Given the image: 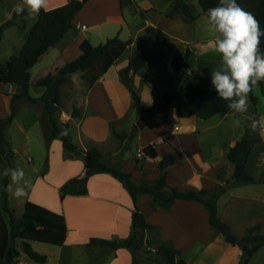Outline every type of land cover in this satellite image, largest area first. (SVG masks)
Here are the masks:
<instances>
[{
  "label": "crops",
  "instance_id": "crops-1",
  "mask_svg": "<svg viewBox=\"0 0 264 264\" xmlns=\"http://www.w3.org/2000/svg\"><path fill=\"white\" fill-rule=\"evenodd\" d=\"M69 1L50 0L48 10L64 6ZM185 1L192 7L195 15H198V19L194 22H185L181 14L173 17L167 16L176 6L177 0H131L125 6H122L120 0H89L75 17L73 28L65 38L56 47L50 48L32 68L30 88L31 97L40 98L45 89L39 87L37 83L49 74L56 75L66 63L81 56V44L86 39L94 46L103 44L114 37H119L123 41H132L129 48L91 89L86 87L82 71L68 76V81L61 86L60 123L69 124L68 132L80 149L87 151L94 147L98 148L103 153L107 164L116 165L123 171L131 173L133 181L137 184L156 181L161 175L158 163L165 156L176 154V165L166 170L167 182L170 187H176L182 191L193 187L212 189L220 183L218 174H221L225 180V176L217 170L219 164L226 158L224 145L235 146L243 136L245 129H242L240 134L230 141L223 139L216 144L213 143L210 145L209 153H205L189 147V144H193L195 134H199V131L191 126L197 117L179 118L176 109H170L151 117L145 127L142 130L139 129L132 137L134 127L137 126L142 116L138 115L133 106L132 95L122 83L120 71L128 66L130 60L138 52L158 51L161 55L160 62L148 63L144 68L132 74L131 83L142 94V104L147 109L154 105L155 96L164 90H170V94L175 92L172 89L173 84L170 77L175 73L172 66L175 56L167 57L165 53L177 42H181L183 50L186 52L190 50L193 56L199 53L208 55L212 52L207 49V43L212 38L192 36L193 39L181 40L178 32L179 26L198 30L204 28L207 21V13L203 11L199 0H195L199 6H195L190 2L191 0ZM37 17L27 16L14 26L23 30L25 42ZM83 26H86V29ZM5 36L6 32L4 39ZM77 78L85 86L83 87L86 90L85 95L71 99L70 105L63 104V92L65 94V91L62 92V88L64 90L65 85ZM32 87L37 89V95L31 94ZM22 91V87L17 84L0 82V118L5 119L10 115L13 96L20 95ZM143 96L147 97V103ZM16 107L17 114L14 122L6 130L9 143L8 153H13L12 158L16 157L20 151L24 156H29L31 141L39 142V146L44 144L49 151V158L47 153L43 152L44 155L39 159L40 163L37 162L39 165L47 161L49 168L47 173H42L43 169L35 170L36 177L32 179V184L28 188L29 194L22 202L24 211L26 203L33 202L63 215L67 226L63 242L52 238L50 230L31 226L20 231L19 244L27 242L37 252L46 255L48 260L45 264H133L134 257L128 249L111 251L99 246H89L93 239L123 241L131 235L136 208L126 186L112 174L100 173L90 177L86 195L65 194L63 186L69 180L85 176V157H68L59 139L51 140L48 149L43 120L45 107L42 102L31 103L26 99H18ZM74 108L80 113L77 117L73 116ZM220 115L223 118L233 117L237 120L232 114L223 113L213 118ZM173 122L186 124V131L183 133L178 125L174 129L165 127V124L171 126ZM244 125L249 126L250 124L246 122ZM147 126L150 131L154 132L155 138L139 146L138 152L147 145H156L158 157L152 160L159 171L155 178L147 176L146 164L151 158L145 155L140 165L136 159L137 155L134 156L133 166L127 168L130 163L129 151L132 144L143 138ZM13 127H16L23 139L18 149L10 146L8 133ZM114 129L127 136L123 139L116 137ZM256 137L257 143L247 167L252 174L261 176L264 171V157L262 159L260 157L262 154L258 153V136ZM162 146L167 147L164 152H161ZM8 155H4L2 160H6ZM28 162L35 163L31 157L28 158ZM184 163L191 164V167L189 169L180 168ZM229 164L230 176L233 177L234 166L230 162ZM253 164L258 165L256 171L252 170ZM206 169L209 170V179H207L211 183L199 184L197 180ZM174 175L177 178L174 177L175 180H171ZM25 179L28 180L29 177L25 175ZM258 185L262 187V194L258 196V200L264 204V182ZM240 188H243V185L232 188L219 199V217L232 229L238 220L245 233L248 228L256 225H260L264 230V215L240 221V207L236 202L243 198L238 193ZM11 198L12 194L9 192V203ZM152 198V195H142L138 200L139 210L151 225L159 228V239L180 249L182 259L188 264H206L210 257L214 259L211 264H240L241 249L228 243L222 234L214 233L209 224V213L201 203L177 200L169 211H155L150 207ZM19 249L21 256L14 264H38L30 259L21 248ZM262 252H264V247L252 257L250 264H255ZM143 262L147 264V254L143 255Z\"/></svg>",
  "mask_w": 264,
  "mask_h": 264
},
{
  "label": "trees",
  "instance_id": "trees-1",
  "mask_svg": "<svg viewBox=\"0 0 264 264\" xmlns=\"http://www.w3.org/2000/svg\"><path fill=\"white\" fill-rule=\"evenodd\" d=\"M89 0H70L66 5L39 13L37 21L31 27L26 42L19 53L12 55L7 61H0V82L17 84L22 87L20 95L13 96L10 115L0 118V160L8 153V140L6 130L14 122L17 114L16 101L26 99L31 103L42 102L50 128V136L47 137V147L50 148L51 140L62 141L64 149L70 158L85 157L86 173L84 177H75L63 186V192L68 195H86L88 193V181L91 176L100 173L112 174L120 180L131 194L135 213L133 217V228L131 235L123 241H108L93 239L89 246H99L111 251L128 249L136 259L147 254L157 264H188L182 259V251L172 244L164 243L159 239V228L151 225L144 214L138 208V200L142 195H152L150 207L155 211H169L177 200L195 201L201 203L209 213V224L215 234H222L226 241L238 246L241 251L240 264H250L252 257L264 247V234H256L260 226L256 225L247 229V233L238 237L234 234L231 226L221 220L218 212V201L232 188L242 185L261 184L264 182V171L261 176H256L248 170V163L257 143V137L244 125L245 132L235 146L227 148L226 157L234 166V174L230 182L225 181L218 174L220 183L212 189L189 188L179 190L170 187L167 182V169L176 165L177 155L169 154L159 163L160 177L152 183L137 184L133 181L132 174L123 171L116 165H109L104 160V155L98 148L87 151L80 149L73 141L68 132L69 124L60 123L61 114V86L68 81V76L82 71L84 83L91 89L115 64L122 54L129 48L132 41H123L119 37L108 39L105 43L94 46L88 39L81 44L82 54L77 59L66 63L56 75L49 74L41 79L37 85L45 89L44 94L33 99L30 95L31 70L39 59L46 54L50 48L56 47L73 28V21ZM122 6L131 0H120ZM237 3L246 11L252 12L264 29V0H237ZM203 11L219 5V0H199ZM177 14L183 15L185 22L190 23L198 19L192 7L185 0H177L176 6L167 14L173 17ZM28 16L27 9L12 16L0 25V43L4 39L5 32L18 24L19 18ZM261 51H264V38H261ZM191 51L188 50L184 57L173 60V67L181 71L183 85L170 94V90H164L154 98V105L145 108L142 104L140 93L131 83V75L144 68L148 63H159L161 55L158 51H140L130 60L128 66L120 71V79L132 95L133 106L139 116L151 114L155 117L170 109H176L179 118L189 119L197 117L208 120L218 114H232L233 111L227 107L228 102L220 99L211 84V74H190L189 58ZM259 87L264 91V82ZM252 107L249 108L253 118L258 119L260 113L257 109L258 97L252 92L250 94ZM79 111L74 108L73 116H79ZM66 130L67 135L62 136L61 131ZM139 128L134 127L132 137ZM116 137L123 139L126 134H120L114 129ZM144 155L156 159L158 151L155 144L147 145L143 149ZM48 167V166H47ZM9 183L5 178L3 185ZM4 214L0 216V264H14L21 256L18 239L20 231L26 227H39L50 230L52 238L63 242L67 232L65 217L61 214L28 201L21 218L16 217L15 210L9 203V192L0 191ZM23 252L38 264H45L48 260L46 255L37 252L29 243L21 244ZM143 252V253H142Z\"/></svg>",
  "mask_w": 264,
  "mask_h": 264
},
{
  "label": "rangeland",
  "instance_id": "rangeland-1",
  "mask_svg": "<svg viewBox=\"0 0 264 264\" xmlns=\"http://www.w3.org/2000/svg\"><path fill=\"white\" fill-rule=\"evenodd\" d=\"M195 6H199L198 3H195V0H191ZM21 4V0H0V25L7 21L12 14L14 13L15 7ZM9 14H11L9 16ZM25 18V17H24ZM21 20V18L18 19V21ZM203 27V26H202ZM206 27V25H205ZM200 28V29H193V28H183L179 26L178 32L179 35L182 39L189 40L193 39L192 36H195L197 38H212V34H210L206 28ZM24 38V33L23 30H20L18 27H12L6 31V36L5 39L2 40L0 43V61H7L12 55L17 54L25 42ZM183 51V52H182ZM166 56H175V59L178 57H184L186 54V51L183 50V45L181 42H177L172 48L168 50V52L165 53ZM189 63H190V74H195V73H202V74H207L210 75L212 70H219L221 69V56L218 53L215 52H210L208 55L204 54H197L195 56L191 55L189 58ZM173 66V64H172ZM174 68V67H173ZM175 73L172 74L171 77V82L173 84V91L179 89L183 85V79L181 76V71H177L174 68ZM80 80L77 78L75 81L69 82L67 85H65L64 90L62 88V92L65 91V94L63 92V104H69L71 102V99L73 98H78L82 94L85 95V87ZM171 89V91H172ZM254 94L258 97V104H257V109L260 113V116L264 115V91L258 86L253 89ZM31 94L32 95H37V89L35 87H32L31 89ZM65 95V96H64ZM142 98V94H140ZM145 99V102L147 103V97L143 96ZM252 107L251 101L249 108ZM46 114V113H45ZM44 114V128L47 137L50 136V128L48 126V121L47 117ZM232 115L236 117L242 123L243 125L239 124V126H236L234 124V118L233 117H227L223 118L222 115L215 117L211 120H203L200 118H196L193 120L191 126L195 128V130L199 131V134H195V137H193V144H189V147L194 148L195 150H202L205 153H209L210 150V145L216 144L219 140L225 139L226 141L232 140V138L238 136L242 129H244V124L247 122L250 124V119L249 117L253 118L250 110L244 114H239L233 112ZM146 125V124H145ZM178 125L181 127V131L184 133L186 131V124L182 123H172L170 125H166L165 127L172 128L174 129L175 126ZM145 127V126H144ZM146 134L143 136V138L138 142L136 141L134 144H132V147L129 151V166L127 168H130L133 166L132 163H134L133 157L136 156V159L138 161V164H141V160L143 159L138 157V148L145 142H149L150 140H154L155 135L154 132L150 131L149 127H146ZM9 141H10V146L12 148L15 147V149L19 148L21 146V143L23 142L22 135L16 130V127H13L9 130ZM255 135L258 136V153L262 156V159L264 157V138H262V135L259 133V131L255 132ZM39 142L33 143L31 141L30 145V155L29 156H24L22 152L16 156L13 157L11 155L7 156L6 160H0V172H2L6 168H23L25 175L29 177V182L32 184V179L36 177L35 170L40 169L42 170V173H47L49 164L46 161L40 163L39 159L42 157L44 154L43 152H46L47 157L49 158V151L46 149V146L43 144L42 146L38 145ZM42 144V142H41ZM140 144V145H138ZM130 146V144H127V146ZM167 149L166 146L161 147V152H164ZM227 153V148L224 147ZM141 150V149H140ZM31 157L35 163H29L28 158ZM38 162V163H37ZM48 166V167H47ZM146 167L148 169V174L147 176L149 178H155V176L158 173V168L155 162L150 159ZM191 167V164L189 165L188 163H184V165H181L180 168L182 169H189ZM258 168L257 164L252 165V170L256 171ZM218 172L222 173L223 176H225V180L230 182L232 180V177L230 176L231 168L230 164L228 162L227 157L224 158V160L219 164L218 166ZM208 169L204 170L203 175L197 180L199 184H209L211 183L208 177ZM177 178L176 175L172 176L171 180H175ZM6 177L0 176V185H3L4 180ZM208 178V179H207ZM31 186V185H30ZM239 196L243 197L242 199L236 200L237 204L239 205V212L241 213L240 221H245V219L250 218V217H256V216H261L264 215V204L258 200V196L260 197L262 194V187L259 186L258 184H252V185H243V188H240V191L238 192ZM25 197L17 199L12 195V198L10 199V206L15 210L16 216L18 218H21V214L24 212V205H23V200ZM2 199L0 196V216H3L4 211H3V206H2ZM221 208V207H220ZM222 212H223V207H222ZM223 215V213H222ZM238 219V218H237ZM237 223L233 227V232L235 235L238 237L244 236L243 234L245 233L242 229L241 223L237 220ZM239 222V223H238ZM1 219H0V226H1ZM260 226V225H259ZM244 232V233H243ZM247 233V231H246ZM245 233V234H246ZM256 234H264V230L260 227V230L256 232ZM19 248H23L21 244L19 245ZM143 253V252H142ZM143 255L141 254L142 257H138L136 259V264H146V262H143ZM188 258L191 260V257L188 256ZM212 260H214L212 257L206 261V264H211ZM77 264H82V263H77ZM147 264H157L152 260L151 256L147 255ZM255 264H264V252H262L259 256L258 259L256 260Z\"/></svg>",
  "mask_w": 264,
  "mask_h": 264
},
{
  "label": "clouds",
  "instance_id": "clouds-1",
  "mask_svg": "<svg viewBox=\"0 0 264 264\" xmlns=\"http://www.w3.org/2000/svg\"><path fill=\"white\" fill-rule=\"evenodd\" d=\"M50 0H21L14 11L19 14L27 9L29 18H35L41 10L48 11ZM11 14H9L10 16ZM206 30L212 34L207 49L221 56V69L211 71V84L218 97L227 101V107L244 114L250 105L253 89L264 82V51L261 38L264 29L252 12L246 11L237 0H219V5L207 10ZM249 128L264 136V115L251 118ZM239 126L240 121H234ZM66 130L61 135H67ZM0 176L9 178L0 191L10 192L15 198L28 196L30 182L25 179L23 168H6Z\"/></svg>",
  "mask_w": 264,
  "mask_h": 264
},
{
  "label": "water",
  "instance_id": "water-1",
  "mask_svg": "<svg viewBox=\"0 0 264 264\" xmlns=\"http://www.w3.org/2000/svg\"><path fill=\"white\" fill-rule=\"evenodd\" d=\"M151 117H152L151 114H146V115L140 117V119H139L138 122H137V127H138L139 129L142 130V129L144 128L146 122H147Z\"/></svg>",
  "mask_w": 264,
  "mask_h": 264
},
{
  "label": "built area",
  "instance_id": "built-area-1",
  "mask_svg": "<svg viewBox=\"0 0 264 264\" xmlns=\"http://www.w3.org/2000/svg\"><path fill=\"white\" fill-rule=\"evenodd\" d=\"M84 29H86V26H83ZM144 156L143 150H139L138 157L142 158Z\"/></svg>",
  "mask_w": 264,
  "mask_h": 264
}]
</instances>
